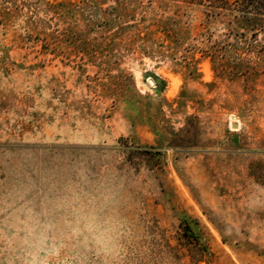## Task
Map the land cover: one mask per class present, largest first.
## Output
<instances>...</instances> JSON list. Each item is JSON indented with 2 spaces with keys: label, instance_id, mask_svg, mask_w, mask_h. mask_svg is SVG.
I'll list each match as a JSON object with an SVG mask.
<instances>
[{
  "label": "rangeland",
  "instance_id": "1",
  "mask_svg": "<svg viewBox=\"0 0 264 264\" xmlns=\"http://www.w3.org/2000/svg\"><path fill=\"white\" fill-rule=\"evenodd\" d=\"M206 3L0 0V264H264V16Z\"/></svg>",
  "mask_w": 264,
  "mask_h": 264
},
{
  "label": "trees",
  "instance_id": "2",
  "mask_svg": "<svg viewBox=\"0 0 264 264\" xmlns=\"http://www.w3.org/2000/svg\"><path fill=\"white\" fill-rule=\"evenodd\" d=\"M196 4H203L205 2L210 8L227 9L231 7L232 10L243 13V15H260L264 16V0H233L232 3L227 0H184ZM227 6V7H225ZM228 10V9H227ZM250 20V19H249Z\"/></svg>",
  "mask_w": 264,
  "mask_h": 264
}]
</instances>
